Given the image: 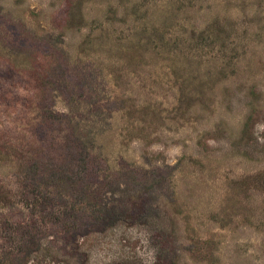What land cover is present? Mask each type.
Segmentation results:
<instances>
[{
	"label": "rangeland",
	"instance_id": "obj_1",
	"mask_svg": "<svg viewBox=\"0 0 264 264\" xmlns=\"http://www.w3.org/2000/svg\"><path fill=\"white\" fill-rule=\"evenodd\" d=\"M0 264H264V0H0Z\"/></svg>",
	"mask_w": 264,
	"mask_h": 264
},
{
	"label": "trees",
	"instance_id": "obj_2",
	"mask_svg": "<svg viewBox=\"0 0 264 264\" xmlns=\"http://www.w3.org/2000/svg\"><path fill=\"white\" fill-rule=\"evenodd\" d=\"M37 158H38V157H37ZM37 158H34V161H36ZM35 165H36V164H34V165L31 164V166H32L35 170H37V171L39 172V169H38L37 167H34Z\"/></svg>",
	"mask_w": 264,
	"mask_h": 264
}]
</instances>
